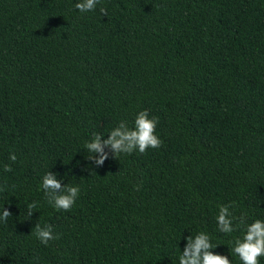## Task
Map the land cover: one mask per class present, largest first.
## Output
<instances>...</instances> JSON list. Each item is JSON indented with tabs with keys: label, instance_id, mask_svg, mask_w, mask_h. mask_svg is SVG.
I'll list each match as a JSON object with an SVG mask.
<instances>
[{
	"label": "trees",
	"instance_id": "trees-1",
	"mask_svg": "<svg viewBox=\"0 0 264 264\" xmlns=\"http://www.w3.org/2000/svg\"><path fill=\"white\" fill-rule=\"evenodd\" d=\"M77 2L0 0V264H179L200 231L242 264V231L216 216L234 202L264 220V0ZM141 110L161 147L86 159ZM47 171L79 185L69 211L47 202ZM38 222L59 238L42 244Z\"/></svg>",
	"mask_w": 264,
	"mask_h": 264
},
{
	"label": "clouds",
	"instance_id": "clouds-1",
	"mask_svg": "<svg viewBox=\"0 0 264 264\" xmlns=\"http://www.w3.org/2000/svg\"><path fill=\"white\" fill-rule=\"evenodd\" d=\"M99 0H78L74 7L81 13L94 11ZM100 13L107 15V10L100 9ZM158 118H149L147 110L139 111L133 121V126L129 127L126 121H120L117 126L112 128L107 134V139H102L105 135L93 133L89 141L84 144V149L90 153L86 157L96 166H103L109 159V153L116 158L119 154H132L134 151L145 153L149 148H159L162 145L161 139L156 135ZM107 149V151H106ZM9 159L15 162L17 157L14 153L9 154ZM5 171H12L9 165H5ZM91 175L94 172L91 168L83 169ZM57 173L47 171L41 180V188L44 191L47 202L57 211H69L75 204L80 194L79 185L62 184L57 179ZM232 204L218 205L216 223L220 232L230 234L236 230H241L243 235L232 241L231 252L239 257L242 264H259V258L264 256V220L255 219L251 223L247 222V214L234 216L230 209ZM36 203L33 202L26 206L27 217H31ZM12 213L6 209H0V221L7 222ZM235 222V223H234ZM32 235L44 245L49 241L58 239L53 235L52 225L48 224L41 227L38 222L31 231ZM182 254L179 256V264H232L228 256L215 253L212 249L216 248L211 243L210 236L200 231L195 236L185 237Z\"/></svg>",
	"mask_w": 264,
	"mask_h": 264
}]
</instances>
